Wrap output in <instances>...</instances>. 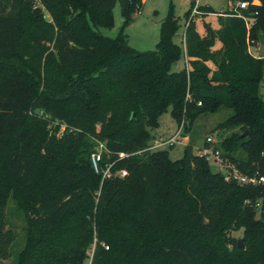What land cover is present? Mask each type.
<instances>
[{
    "label": "trees",
    "instance_id": "obj_1",
    "mask_svg": "<svg viewBox=\"0 0 264 264\" xmlns=\"http://www.w3.org/2000/svg\"><path fill=\"white\" fill-rule=\"evenodd\" d=\"M248 1V29L231 15L213 27L204 19L217 12L200 5L203 32L196 15L183 48L170 9L155 48L138 50L124 29L142 0H0V264H264V183L226 179L190 144L175 160L147 149L166 110L187 131L224 106L232 113L212 132H228L215 147L264 176V57L247 49L264 33V0ZM117 3L123 24L111 38L99 28L113 25ZM184 58L188 70H175ZM96 141L107 148L101 166L126 175L94 172ZM10 196L25 221L16 255Z\"/></svg>",
    "mask_w": 264,
    "mask_h": 264
},
{
    "label": "rangeland",
    "instance_id": "obj_2",
    "mask_svg": "<svg viewBox=\"0 0 264 264\" xmlns=\"http://www.w3.org/2000/svg\"><path fill=\"white\" fill-rule=\"evenodd\" d=\"M198 2V5H208L215 12L220 13L223 11H228L227 0H143L141 9L132 12V22L124 29V33L127 36L128 44L138 50H152L155 48L156 43L159 40V26L161 21L168 14L171 9L174 16L178 19L179 30L181 33L187 16L194 5V2ZM199 12L201 13L199 7ZM188 14L186 15V13ZM200 13L196 14V29L202 33L203 32V22L200 18ZM195 15V16H196ZM50 17L48 14L46 15ZM210 22L213 27L217 26L215 15L211 14L204 19ZM123 24V16L121 13V5L117 3L113 9V25L110 28H99V31L105 36L111 38L116 37L120 32L121 26ZM264 35V33H263ZM174 41L180 44V34L174 37ZM260 45L256 46V51L253 53L258 55ZM184 60L181 59L177 65H174L175 70H179L184 67ZM259 94L264 100V76L260 83ZM232 110L226 107H220L215 113H207L198 116L191 124L187 131H183L179 139L180 142H176L172 146H163L161 149L168 150L169 156L172 160L179 159L183 155L184 147L188 144L192 145L193 151L197 152V148L205 144V138L207 136H212L215 140L223 133L228 131H213L214 127L224 121L230 114ZM187 122V121H186ZM188 123V122H187ZM188 125V124H187ZM177 121L171 116L170 109L163 112L158 119V127L151 129L150 134L153 138H167L172 136L178 129ZM64 129L62 126L61 130ZM184 130V129H183ZM152 138V139H153ZM202 145V146H203ZM97 146V145H96ZM201 146V147H202ZM211 169L215 172L223 173L220 168L219 163L214 160H208ZM7 216L9 219V224L16 232V239L12 246V253H16L22 248L25 242V229H24V216L18 211L16 201L12 196L9 197L7 207ZM258 215V214H257ZM231 235L242 239L241 229L231 231ZM7 262L11 263L12 260L9 259ZM81 264H89V259H85Z\"/></svg>",
    "mask_w": 264,
    "mask_h": 264
},
{
    "label": "built area",
    "instance_id": "obj_3",
    "mask_svg": "<svg viewBox=\"0 0 264 264\" xmlns=\"http://www.w3.org/2000/svg\"><path fill=\"white\" fill-rule=\"evenodd\" d=\"M34 2L37 3L38 5H41L42 3L41 0H34ZM248 5H249L248 0H240L236 2L235 6L232 9L229 10L230 12L228 14H225L223 12L210 13V14H213L215 16L216 15H231V16L240 17L242 18V20L244 21L248 29L250 26V19L247 15L241 12L242 10H245L248 7ZM198 7H199L198 2L197 1L194 2V5L190 11V14L187 16L185 20L182 32L178 33V35L180 34V43L182 44L183 48H185L186 28L188 24L190 23L191 19L196 14L200 13L198 10ZM258 45L259 43H255L252 45L249 41H247L248 51L255 57L262 58L263 56H260V53L256 55L251 50L254 46H258ZM184 64H185L184 67L186 68V70H188L187 60L185 58H184ZM39 114L40 116L45 115L43 111H41ZM178 125H179L178 129L172 136L167 137V138H153L151 140V143L147 147V149L149 150L158 149L163 146H172L176 142H180L181 140L179 139V137L181 136V133L184 131L183 129L187 125V122L185 119H182ZM215 144H216L215 139L212 136H207L205 138V144L202 147L197 148L196 154H198L200 157H204L207 160L212 159L216 161L217 163H219L220 168L223 170V174L225 175L226 179L234 178L240 184L256 185V184L264 183V176L243 174L239 172L234 165L228 164V162L221 157L220 151L215 147ZM96 145L97 146H95V150L90 155V160H91V164H92V168L94 172L101 174L102 180L106 178H110L112 176L122 177L126 175L125 170H117L115 172L111 171V166H112L111 163H108L104 167H102L101 162L103 160V154L107 152V148L105 144L101 141H96ZM118 156L125 157L127 156V153L120 152ZM256 204L257 205L260 204V201H257Z\"/></svg>",
    "mask_w": 264,
    "mask_h": 264
},
{
    "label": "water",
    "instance_id": "obj_4",
    "mask_svg": "<svg viewBox=\"0 0 264 264\" xmlns=\"http://www.w3.org/2000/svg\"><path fill=\"white\" fill-rule=\"evenodd\" d=\"M122 1H123V6L125 8L129 6L130 0H122ZM260 56H263L264 57V42L261 45ZM133 116H134V114H132V117ZM245 134H247V133H245ZM237 244H238V247L239 248H242L243 247V243H242V239L241 238H238Z\"/></svg>",
    "mask_w": 264,
    "mask_h": 264
},
{
    "label": "crops",
    "instance_id": "obj_5",
    "mask_svg": "<svg viewBox=\"0 0 264 264\" xmlns=\"http://www.w3.org/2000/svg\"><path fill=\"white\" fill-rule=\"evenodd\" d=\"M142 2H143V0H142ZM254 3H258V1L257 0H255L254 1ZM120 4V3H119ZM235 4H236V2L234 3V2H232V1H228V4H227V9L228 10H230V9H232L234 6H235ZM121 5V4H120ZM264 42V35L262 34V37H261V40H260V42H259V45H260V47H259V50H258V53H260V50H261V45H262V43ZM253 51L255 52L256 51V46H254V48H253ZM203 145V144H202ZM201 145V146H202ZM200 146V147H201Z\"/></svg>",
    "mask_w": 264,
    "mask_h": 264
}]
</instances>
